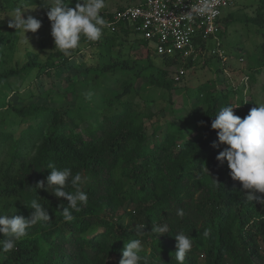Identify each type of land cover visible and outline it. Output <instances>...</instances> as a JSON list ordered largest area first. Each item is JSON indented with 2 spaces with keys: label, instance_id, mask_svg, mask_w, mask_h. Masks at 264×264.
<instances>
[{
  "label": "trees",
  "instance_id": "16d2710c",
  "mask_svg": "<svg viewBox=\"0 0 264 264\" xmlns=\"http://www.w3.org/2000/svg\"><path fill=\"white\" fill-rule=\"evenodd\" d=\"M132 1L136 5L145 0ZM77 2L71 0L69 7ZM48 4L49 0H0V16L33 7L49 21ZM254 13L253 17L243 14V19L228 13L220 19L224 29L238 20L262 37L256 45V68L245 75V86L247 81L255 83L256 74L264 70V0H258ZM100 15L107 24L112 22L113 12L103 10ZM136 36L128 23L119 22L104 27L99 41L82 38L71 56L58 49L44 56L28 52L23 65L0 70V214L28 219L30 202L37 196L50 216L49 222L30 227L13 250L0 251V264H119L124 244L133 239H141V255L148 257L149 264H177L174 237L180 232L192 238L184 264H264V204L246 201L240 183L231 179L227 162L217 161L226 146L213 147L218 138L211 129L221 108L237 107L234 114L243 119L256 107L253 99H235L228 93H209L206 85L200 87L198 102L203 109L188 121L189 136L175 125L163 131L157 122L147 133L145 121L151 117L125 98L133 92V84L125 79L119 84L121 93L114 90L107 97L98 96L96 111L81 104L15 107L8 102L11 95L60 97L53 87L44 88L43 78L77 58L81 63L75 67L84 68L91 79L66 77L72 93L78 85L101 83L116 70H132L134 64L141 70L151 68L147 77L151 87L175 90L180 82L170 77L168 69L186 60L185 67H191V57L152 59L147 42ZM127 45L146 47L145 60L130 58L124 50ZM199 48L205 51L203 41ZM8 115L19 120L18 130H6ZM49 164L71 168L73 175L79 172L84 178L81 188L88 203L80 212H72L71 222L62 215L66 200L51 195V189L35 187L50 174ZM119 209L124 214L116 219ZM178 209L183 217L177 215ZM140 224L146 225L142 236L137 235ZM165 224L166 234L151 232L152 227Z\"/></svg>",
  "mask_w": 264,
  "mask_h": 264
},
{
  "label": "rangeland",
  "instance_id": "374dc122",
  "mask_svg": "<svg viewBox=\"0 0 264 264\" xmlns=\"http://www.w3.org/2000/svg\"><path fill=\"white\" fill-rule=\"evenodd\" d=\"M135 4L132 0H105L103 10L114 12L120 7ZM258 0H235L233 5L222 12V16L228 13H235V19H243L244 16H254L255 7L257 8ZM49 7L54 6V0H49ZM239 8H242L238 11ZM22 18L27 19L33 17L41 22L40 29L36 33L26 32L23 38V29L10 27V23L16 21V11L0 16V70L21 66L26 62V54L28 52H39L42 56L55 50L54 40L51 36L50 21L43 20L38 15V10L33 7H23ZM48 11V9H47ZM245 14V15H243ZM45 17V15L43 16ZM222 35L220 36V50L223 55H226V61L223 63L221 58L212 54L213 45H208L205 51H195L192 54V65L186 68L185 64L188 60L183 61V64L169 68L170 77L179 69L184 71L183 78L177 84V88L171 92L161 89H156L147 84V77L152 72L151 68L146 70L141 65L134 64V68L130 71L116 70L113 74L101 83L91 82L87 87L81 85L76 86L75 92L68 91V82L66 77L77 76L79 80L91 79L87 77L85 69L75 66L81 63L79 58L71 59L68 64L62 68L53 71L50 78L44 79V88L53 87L59 91L60 97L32 99L20 98L19 96L11 95L8 102L15 107L27 106L35 103L39 106L53 107H75L78 104L91 107L95 111L99 109L98 96H109L114 90L121 93L119 84L125 79L133 84L132 93L125 98L133 101L135 108L151 119H146L145 127L147 133H151L155 122L159 123L163 131L166 127H180L186 136H189L187 123L193 119V113L197 114L202 111V106L198 102L201 92L199 88L206 85L207 92L228 93L233 95L235 99L243 98L248 101L250 98L255 101L256 106L264 104V70L256 74L255 83L246 81L245 75L252 72L256 68V59L258 58L257 44L262 41L260 34L255 32L254 27L244 25L238 20L224 29L221 25ZM137 35L134 39H137ZM140 38V37H139ZM29 44V45H28ZM30 46V47H29ZM124 50L132 59L142 58L145 60L147 48L139 47L138 45L125 46ZM151 55V53H150ZM152 59L154 56H150ZM220 58V59H218ZM142 73L140 77L137 74ZM18 83V82H17ZM26 84L22 89H25ZM22 86L21 83L18 84ZM243 87V89L241 88ZM19 120L12 115H8L5 120L6 130H18ZM124 214L122 209L117 211L115 218H119Z\"/></svg>",
  "mask_w": 264,
  "mask_h": 264
},
{
  "label": "clouds",
  "instance_id": "9594fccd",
  "mask_svg": "<svg viewBox=\"0 0 264 264\" xmlns=\"http://www.w3.org/2000/svg\"><path fill=\"white\" fill-rule=\"evenodd\" d=\"M70 3L71 0H54V6L47 7L55 49L65 57L71 56L73 50L80 47L82 38L89 42L99 41L102 29L107 26L106 20L100 15L105 0H78L74 8L69 7ZM195 11L206 15L212 9L204 3ZM186 16L191 19V11ZM9 26L23 29V38L27 41L25 33H36L41 22L33 17L23 19L22 9L18 8L16 21H12ZM234 108L237 107L228 105L221 108L211 123V129L216 130L218 138L213 147L217 144L226 146L216 159L220 163L227 162L231 179L240 183L246 201L255 200L264 204V197L256 195L264 194V104L252 108L243 119L234 114ZM48 168L50 174L45 180L38 181L35 187L46 192L51 189V195L66 200L67 207L63 208L62 215L66 222H71L74 220L72 212H80L88 203V195L81 188L84 178L79 172L73 175L71 168L58 169L53 164H49ZM40 201L43 200L37 196L31 200V215L28 219L0 214V236L4 237L0 239V251L10 252L27 235L30 227L50 221L48 208ZM177 215L183 217V210L178 209ZM145 227V224L137 225L138 236L145 233ZM151 232L163 235L168 232V227L166 224L154 226ZM174 239L175 259L177 264H184L186 254L192 248V238L180 232ZM142 251L141 239L128 241L124 244L119 264H149L148 257L141 255Z\"/></svg>",
  "mask_w": 264,
  "mask_h": 264
},
{
  "label": "built area",
  "instance_id": "2783aa9c",
  "mask_svg": "<svg viewBox=\"0 0 264 264\" xmlns=\"http://www.w3.org/2000/svg\"><path fill=\"white\" fill-rule=\"evenodd\" d=\"M235 0H145L142 4L126 6L113 12L112 22L107 26L126 22L131 29L147 42L154 57L179 55L183 60L200 51L199 41L203 46L213 45L212 54L216 53L224 63L226 55L220 48L219 33L222 32L220 19L222 12L233 5ZM207 3L212 12L200 15L195 9ZM191 11L192 18L186 14ZM184 71L179 69L171 78L180 82Z\"/></svg>",
  "mask_w": 264,
  "mask_h": 264
}]
</instances>
